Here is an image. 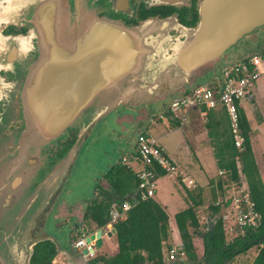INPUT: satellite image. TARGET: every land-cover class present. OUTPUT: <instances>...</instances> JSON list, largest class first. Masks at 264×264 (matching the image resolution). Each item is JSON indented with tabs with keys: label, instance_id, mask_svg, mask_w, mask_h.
Returning <instances> with one entry per match:
<instances>
[{
	"label": "water",
	"instance_id": "water-1",
	"mask_svg": "<svg viewBox=\"0 0 264 264\" xmlns=\"http://www.w3.org/2000/svg\"><path fill=\"white\" fill-rule=\"evenodd\" d=\"M197 28L186 31L184 41L145 42L144 29H125L122 25L100 20L87 14V25L97 36L86 42V48L72 60L55 63L53 73L46 75L37 91L25 99L24 128L9 139L0 141L1 149H12L22 160L23 170H39L37 164L25 162L60 139L68 128L77 129V137L64 157L53 160L42 184L27 194L25 188L14 195L10 205L11 219L0 218V239L4 246L1 264H30L33 248L42 242H53L70 264H88L86 255L103 246L101 229L85 237L89 248L76 256L74 246L68 254L45 231L82 146L94 128L115 112L119 125L139 127L150 119L146 107L170 100L177 102L186 91L204 87L223 74L219 63L227 51L246 35L264 26V0H203ZM150 22L147 26H156ZM172 54L164 51V44ZM167 46V47H169ZM157 56V57H156ZM208 73L206 82L198 81ZM134 111V113L126 112ZM36 166V167H35ZM19 190V187H17ZM9 206V205H8ZM69 214L54 219L77 217ZM57 211V209H56ZM79 220H82V213ZM116 233L113 228L107 238Z\"/></svg>",
	"mask_w": 264,
	"mask_h": 264
},
{
	"label": "flooded vegetation",
	"instance_id": "flooded-vegetation-1",
	"mask_svg": "<svg viewBox=\"0 0 264 264\" xmlns=\"http://www.w3.org/2000/svg\"><path fill=\"white\" fill-rule=\"evenodd\" d=\"M202 1L0 0V96L4 97L0 99V141L9 139L24 128L26 119L23 108L27 106L25 99H29L33 91L41 89L40 82L44 81L46 75L53 73L56 61L72 60L77 52L81 53L86 48L89 39L97 36V31L87 25L88 13L100 20L120 24L125 29H144L142 38L145 42L162 40L166 42L169 39L176 43L186 39V31L197 28ZM150 22L159 24L147 26ZM254 38H258L257 41L264 38V26L246 35L240 42L249 46L250 40ZM167 46L169 44L165 43L164 51L172 54V48ZM151 107L147 108L151 111ZM126 112L134 113L130 110ZM118 113L115 112L114 116ZM63 137L51 142L46 147L44 156L36 155L31 159H25V162L34 164L40 162L39 170L22 171V160L17 157L18 152L0 148V218L13 217L10 205L17 203V200L14 202V195L17 192L21 193L23 188L29 194L40 185L38 177L47 173L54 159L65 156L67 143L72 138L75 141L77 129H67ZM78 206H69L66 201L59 198L55 204L54 214L50 218L54 219L58 214L68 215L69 211L66 208H72L78 218L82 213V220L77 217L61 219L70 223L72 229L68 246L58 241L67 254L75 241L91 234L92 229L99 230L91 222L84 221L85 210L83 212ZM48 222L45 231L50 234ZM91 247L93 252L86 255L88 264H100L98 261L101 258H95L97 251L95 246ZM85 248L87 246L75 248L76 256ZM3 250L4 246L1 245L0 239V264L4 258ZM57 254L63 256L66 264H70L66 261V255L58 250Z\"/></svg>",
	"mask_w": 264,
	"mask_h": 264
},
{
	"label": "trees",
	"instance_id": "trees-1",
	"mask_svg": "<svg viewBox=\"0 0 264 264\" xmlns=\"http://www.w3.org/2000/svg\"><path fill=\"white\" fill-rule=\"evenodd\" d=\"M255 54H264V50L253 52L240 60H247ZM209 86L211 89L214 88L212 82ZM189 93L190 91L187 90L186 94ZM238 114L239 126L244 138L241 150L235 147L228 118L227 125L223 124L222 128L219 127L220 130L208 129V137L212 141L214 157L219 171L222 172L220 175L222 179L217 181L216 188L211 189L209 209L212 214L208 225L200 223L197 212V209L204 203L203 191L200 189L189 191L185 188L186 201L189 206L174 217L184 248L185 261L178 259L173 263L232 264L236 257L246 254L251 249H256L257 253L251 264H264V185L250 144L249 124L240 108ZM73 141L74 138L67 143V151L74 143ZM155 171L158 176L165 175L157 167ZM103 178L107 187L98 185L97 197L101 196V199L98 200L95 197L88 205L84 212V221L91 222L96 229H103L110 220L111 206H120L123 202H128L133 206L126 213L124 220L113 225L116 230L114 235L116 253L98 262L101 264H168L164 255V247H167V250L172 247L168 244L169 219L164 209L154 199L140 200L137 191L139 184L137 175L123 164L122 160L106 172ZM241 179L245 181L249 200L254 204V209L260 218L255 227H247L243 231L236 227L238 234L228 239L225 223L220 216H217L222 207L216 203L218 199L224 198L225 187L228 183H233L236 188H239ZM229 203L230 200H227L224 206ZM196 237L203 244L201 257L197 256L193 243ZM56 255L57 247L53 242L39 243L34 247L31 264H51Z\"/></svg>",
	"mask_w": 264,
	"mask_h": 264
},
{
	"label": "rangeland",
	"instance_id": "rangeland-1",
	"mask_svg": "<svg viewBox=\"0 0 264 264\" xmlns=\"http://www.w3.org/2000/svg\"><path fill=\"white\" fill-rule=\"evenodd\" d=\"M257 39L258 38L251 39L250 40L251 44L249 46L246 44L242 45V43L239 42L237 45L231 48L230 50L231 52L228 51L226 53L228 57L221 58L216 66L220 65V67L224 69L225 67L231 66L236 61H239L240 59L238 58L240 56H247L252 54L253 52H260L264 50V38H260L259 41H257ZM209 75L210 73H208L205 77L201 78L198 82L199 83L206 82ZM260 82H263V86H262L263 88L261 87L259 88V91L262 92V94L255 92L253 87L252 95L254 102L253 104H250V102H248V105L251 107V109H253V115L251 116V121H252L251 137L253 141L254 154L258 164L260 178L264 185V75H262L258 79V84ZM170 104L171 101L167 99L163 102L154 104L153 107H151V111L146 107V109L148 110V114L150 115V119L147 121V123H144L136 128L135 126H128L127 124L119 125L115 119L114 114H111L107 118H104L101 123H98V125L94 128L92 135L82 146L80 154L73 166L72 173L68 178L67 182L65 183L59 198L66 201V203L69 206L80 205L78 207L84 212V210L88 207V205L92 202V200L98 196L99 190H96L98 188V185L101 187H107L106 182L103 181L104 180L103 177L106 174V172H108L113 166H115L123 158L131 159L134 156L131 145L133 141L136 140L139 134H141L142 132H146V134L152 137L154 135L164 137V135H166V132L167 133L170 132V129H168L169 127L167 123L168 122L167 117L164 118V114H169ZM187 111L188 110L185 107L180 108L181 113L183 112L187 113ZM249 111L251 112L250 109ZM191 113H189V115ZM160 119H164V120L159 122ZM184 129H185L184 131H187L186 128ZM63 136L61 137V139L64 138ZM45 152H46V148L44 149L43 156L45 155ZM208 158L210 162L213 161V156L210 153V151ZM192 160L194 163H196V161L193 158ZM43 161L45 162L46 158ZM53 163L51 164V166L53 165ZM48 170L47 173L44 174V176L38 177L41 181L40 185L42 184V179L46 178V175L48 174ZM209 171H211L210 175L216 174L215 167L210 168ZM168 181H170L171 183L174 182L172 183L173 186L179 189V186L176 184L174 180L168 179ZM183 187L185 186L183 185ZM213 188H215V186ZM192 189L193 188H191L190 190ZM207 189L208 190H207L206 198L204 199V204L203 206L197 209L199 220L202 225H206V224L208 225L210 221L209 220L210 216L212 214L211 210L209 209V204L211 202V190H209V188ZM225 190L226 191L224 194V198L218 199V202L216 203V204H220L222 207L220 213L217 215L220 216L221 218L231 210V207H229V205L224 206V203H226L227 200L229 201L232 197L237 196V194H240L242 190L244 191L247 190V188L245 181L241 179V185L239 188H236L235 184L233 183L230 184L228 183ZM97 199L98 200L101 199V196L97 197ZM188 206L189 204H187V207ZM53 214H54V209L52 210L48 220L52 217ZM170 215L173 221L171 223L174 225L173 230L174 229L176 230L174 223L175 216L171 212L169 213V216ZM232 223L233 221L228 222L225 226L228 239H231L238 234L236 230V226H234ZM45 226H47V223ZM230 228L232 230H230ZM94 231L96 230L92 229L90 233ZM71 232H72L71 224L66 222V220L50 219L48 222V233H50L48 235L54 238L56 242L59 241V243L64 246L65 245L68 246ZM175 236H176L175 244H180L181 241L179 238V234L177 235L175 234ZM85 237L86 236L84 235V239ZM193 243L194 246L196 247L197 256L201 257L203 255V244L201 240L196 237L194 238ZM116 251H117V246L115 243L114 235L111 238L105 237L103 239V246L96 251L95 258L98 257L99 259L100 258L102 259L105 257H110L114 255ZM167 251H168L167 247H165L164 249L165 258L167 256ZM254 253H257L256 250L251 249L246 254L236 257L232 264H251ZM180 260L185 261L184 258ZM166 263L181 264V262L173 263V261L171 262L166 261ZM51 264H66V262L62 255L57 254Z\"/></svg>",
	"mask_w": 264,
	"mask_h": 264
},
{
	"label": "built area",
	"instance_id": "built-area-1",
	"mask_svg": "<svg viewBox=\"0 0 264 264\" xmlns=\"http://www.w3.org/2000/svg\"><path fill=\"white\" fill-rule=\"evenodd\" d=\"M264 75V54H255L247 60L236 61L229 67L223 69V74L212 82L213 89L209 82L204 87L191 90L189 94L184 95L177 102L170 104L169 112L172 117L184 125L188 122L187 113L180 112L181 107H196L198 109L213 110L222 108L228 118L230 132L233 136L235 147L242 149L244 138L239 126V105L243 100L252 101L251 87ZM134 161L122 159V163L131 168L137 175L138 197L141 201L154 199L156 194V183L160 177L155 168L161 169L165 175H176L177 165L159 145L158 140L148 134L141 133L137 136L135 142ZM137 165V170L134 166ZM220 175L222 172L219 173ZM181 183L187 188H194V182L181 178ZM128 202H123L120 206H111L108 224L101 230H104V236L113 228V225L122 221L126 213L132 208ZM230 212L222 217L225 226L233 221V225L242 231L247 227H255L259 222V214L254 209V204L249 200L247 191L242 190L240 194L230 199ZM228 207V208H229ZM230 230H232L230 228ZM87 246L84 237L74 243L75 248ZM87 248H89L87 246ZM91 256V254L89 255ZM185 258V252L182 243L173 246L167 251L166 260L168 262Z\"/></svg>",
	"mask_w": 264,
	"mask_h": 264
},
{
	"label": "crops",
	"instance_id": "crops-1",
	"mask_svg": "<svg viewBox=\"0 0 264 264\" xmlns=\"http://www.w3.org/2000/svg\"><path fill=\"white\" fill-rule=\"evenodd\" d=\"M244 57L245 56H240L238 59H242ZM215 81H216L215 79L212 80V82H214V85H215ZM262 86H263V82H260L258 84L257 81L251 87V94L253 92L252 90L253 87L255 92L262 94V92L259 91L260 87L263 88ZM248 102H250V104H253L254 101L253 99L252 101L243 100L240 103L239 108L245 115L247 122L249 124L250 144H251L254 160L257 164V160L254 154L253 141L251 137L252 134L251 116L253 115V109H251V107L248 105ZM249 109L251 110V112L249 111ZM187 110H188L187 111L188 122L185 123L184 125H179L178 121L172 117V114L170 112L169 114H164V118L167 117L168 120L167 123L169 127L168 129H170V132L169 133L166 132V135H164V137L156 136V135L153 136L158 140L159 145L163 148L164 152L170 158H172V160L175 162L178 168L176 175L174 174L164 175V176H160L157 179L156 194L154 197V200L164 209L165 213L168 216L169 229H170V238L168 244L171 247L177 245L175 244L176 242L175 234L177 235L178 231H177L175 219H174V223L176 230L175 229L173 230L174 225L171 223L173 221L171 219V215L169 216V213L171 212L175 216L177 213L185 210L188 204V202L186 201L185 187H183V184L181 183V178L192 180L195 186L192 190L195 189L202 190L203 191L202 196L204 199L206 198L207 195V190H208L207 188H209V190H211L214 186L216 188L217 181L222 179V177L219 176L220 171L217 167V163L214 157V148L211 143L212 141L208 137V129L212 128L213 130L214 129L220 130L219 127L222 128L223 124L224 126L227 125V117H226L227 115L225 111L222 108H217L213 110H204V109H198L196 107H189ZM189 113L191 114L189 115ZM163 120L164 119H160L159 122ZM220 123L221 125H219ZM184 128H186L187 131H184L185 130ZM142 133L146 134V132H142ZM135 142L136 140H134L131 145L133 155L135 149ZM208 149L213 156L212 162H210L208 158L209 156ZM192 158L196 161V163L193 162ZM128 160L134 161L133 158ZM212 167L216 168L215 175H210L211 171H209V169ZM134 168L135 170H137L138 169L137 165L134 166ZM168 179L174 180L176 184L179 186V189L181 190L175 188L172 184L174 182L171 183L170 181H168ZM189 191L191 190L189 189ZM104 232L105 231L103 230L102 232L103 239L107 237V235L104 237ZM255 255L256 253H254L253 258L255 257Z\"/></svg>",
	"mask_w": 264,
	"mask_h": 264
},
{
	"label": "clouds",
	"instance_id": "clouds-1",
	"mask_svg": "<svg viewBox=\"0 0 264 264\" xmlns=\"http://www.w3.org/2000/svg\"><path fill=\"white\" fill-rule=\"evenodd\" d=\"M4 97L3 96H0V99H3Z\"/></svg>",
	"mask_w": 264,
	"mask_h": 264
}]
</instances>
